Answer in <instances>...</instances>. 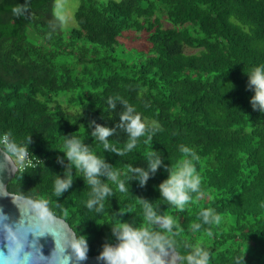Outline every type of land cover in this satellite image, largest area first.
Instances as JSON below:
<instances>
[{
  "label": "trees",
  "instance_id": "16d2710c",
  "mask_svg": "<svg viewBox=\"0 0 264 264\" xmlns=\"http://www.w3.org/2000/svg\"><path fill=\"white\" fill-rule=\"evenodd\" d=\"M26 2L27 11L14 16L12 8ZM56 3L0 0V136L11 132L21 145L31 137L28 150L41 160L19 170L8 190L46 200L87 239L88 255L117 242V220L152 227L141 197L177 220L179 264L196 245L209 252V264H264V112L251 106L247 75L264 65V0H80L76 25L67 30L55 16ZM110 97L157 126L150 143L140 137L118 156L91 136L92 121L110 128L119 123L123 104L116 100L112 111ZM71 134L125 180L122 193L100 177L113 191L101 212L87 207L91 187L74 167L72 187L54 194L56 177L66 178L69 168L63 151ZM127 140L119 128L109 137L120 149ZM180 145L198 155L193 163L201 177L200 194L191 193L183 211L160 196L168 176L163 166L145 187L128 180V166L147 169L152 150L176 167L185 158ZM204 209H214L220 224H204Z\"/></svg>",
  "mask_w": 264,
  "mask_h": 264
},
{
  "label": "clouds",
  "instance_id": "9594fccd",
  "mask_svg": "<svg viewBox=\"0 0 264 264\" xmlns=\"http://www.w3.org/2000/svg\"><path fill=\"white\" fill-rule=\"evenodd\" d=\"M27 9L26 2L14 6L12 12L19 18ZM247 75L248 87L254 91L250 99L251 106L253 110L264 112V65L253 67ZM116 100L123 104L119 123L110 128L92 121L91 124L95 127L91 136L102 142L104 150L124 156L137 146L140 137L147 136L144 143H150L158 128L145 122L132 105L119 97L108 99V107L112 111L116 109ZM117 128L123 129L128 134L123 149L109 143V137L115 134ZM11 135V132H7L0 136V145L3 147L5 159L13 165L16 173L20 168L26 167V162L29 161L27 144L32 140L29 137L27 144L21 145L10 139ZM179 147L185 158L176 167L170 168L169 165H165L161 156L152 150L147 155V169L128 166V173L131 174L128 180L136 179L141 187H145L150 176H154L163 166L168 176L158 186L160 196L183 211L192 198L190 194H200L201 177L193 163L199 159L196 152L185 145ZM64 149V157L69 161V168L65 172L66 178L61 179L57 176L54 181V194L57 198L72 187L71 168L73 167L84 174V179L91 187L90 199L87 201L89 209L98 205L95 210L103 211V201L113 195L112 188L108 183L101 181V176H106L107 181L116 185L120 192L128 191L125 180L121 179V173L107 164L104 158L90 151L89 146L73 134L70 139L65 137ZM58 161L63 163V158L58 157ZM0 189L6 190V186L0 183ZM0 195L12 196L2 191ZM12 197L13 203L21 213V218L13 225L9 223V217L0 210V264H73V261L75 264H80L87 260L89 251L87 239L82 235L77 236L56 216L46 200L36 201L28 198L18 201L17 197ZM138 203L143 207L147 225L152 227H133L131 223L117 220L112 227V234L117 242L112 244L106 241L97 260L103 261L104 264H176V258L170 256V250L175 246L173 229L174 227L179 229L177 220L171 215L158 214L145 198L138 197ZM200 216L204 224L219 225L221 222V216L214 209H204L200 212ZM193 227L199 229L201 225L195 224ZM49 234L55 241V247L49 256H45L38 239ZM29 235L33 237L31 241ZM68 248L71 249L70 254H66ZM183 261H186V264H209V252L196 245L182 257Z\"/></svg>",
  "mask_w": 264,
  "mask_h": 264
},
{
  "label": "water",
  "instance_id": "95a60500",
  "mask_svg": "<svg viewBox=\"0 0 264 264\" xmlns=\"http://www.w3.org/2000/svg\"><path fill=\"white\" fill-rule=\"evenodd\" d=\"M16 173L13 169V165L8 160L5 159L3 154V147L0 145V183L6 186V190L0 189V191L4 192V194L6 195H12L17 197L18 201L21 199H28L27 197L20 196L8 190V184L15 177ZM12 196L0 195V210H2V212L9 217V223H12L14 225L21 218V213L18 207L13 203ZM59 218L63 220L67 224V226L76 234L74 229L64 218L61 217ZM32 239L33 237L29 235V240L31 241ZM38 243L40 246H42V252L45 256H49L55 247V241L50 234L40 237L38 239ZM70 253H71V249L70 248L66 249V254H70ZM98 255H88L87 260L80 262V264H104L103 261L97 260ZM170 256L175 257L176 264H179L181 257L174 248L170 250ZM73 264H75V261H73Z\"/></svg>",
  "mask_w": 264,
  "mask_h": 264
},
{
  "label": "rangeland",
  "instance_id": "374dc122",
  "mask_svg": "<svg viewBox=\"0 0 264 264\" xmlns=\"http://www.w3.org/2000/svg\"><path fill=\"white\" fill-rule=\"evenodd\" d=\"M99 2H106L109 0H97ZM113 1H121V0H113ZM80 0H57L55 6V16L59 18L64 30L71 28L76 25V21L74 18L75 10L77 9ZM195 49H187V52H195Z\"/></svg>",
  "mask_w": 264,
  "mask_h": 264
},
{
  "label": "built area",
  "instance_id": "2783aa9c",
  "mask_svg": "<svg viewBox=\"0 0 264 264\" xmlns=\"http://www.w3.org/2000/svg\"><path fill=\"white\" fill-rule=\"evenodd\" d=\"M28 152H29V157H28L29 158V161L26 162V167L20 168V170H25L27 168H34L41 161L40 159L34 157L29 150H28Z\"/></svg>",
  "mask_w": 264,
  "mask_h": 264
}]
</instances>
